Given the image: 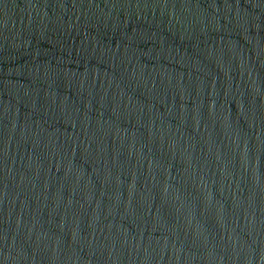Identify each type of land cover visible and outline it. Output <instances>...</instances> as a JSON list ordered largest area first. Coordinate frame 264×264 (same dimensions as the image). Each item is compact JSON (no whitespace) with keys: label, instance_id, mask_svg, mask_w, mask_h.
<instances>
[{"label":"water","instance_id":"95a60500","mask_svg":"<svg viewBox=\"0 0 264 264\" xmlns=\"http://www.w3.org/2000/svg\"><path fill=\"white\" fill-rule=\"evenodd\" d=\"M0 264H264V0H0Z\"/></svg>","mask_w":264,"mask_h":264}]
</instances>
